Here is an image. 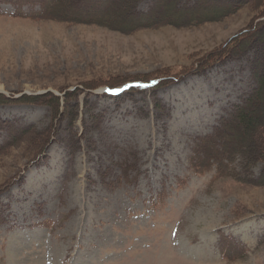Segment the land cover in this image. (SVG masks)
<instances>
[{"label": "rangeland", "instance_id": "1", "mask_svg": "<svg viewBox=\"0 0 264 264\" xmlns=\"http://www.w3.org/2000/svg\"><path fill=\"white\" fill-rule=\"evenodd\" d=\"M40 4L0 0V96L38 97L0 103V146L26 124L38 134L0 152V264H264V163L244 172L216 129L255 86L251 53L227 47L252 5L124 32Z\"/></svg>", "mask_w": 264, "mask_h": 264}, {"label": "trees", "instance_id": "2", "mask_svg": "<svg viewBox=\"0 0 264 264\" xmlns=\"http://www.w3.org/2000/svg\"><path fill=\"white\" fill-rule=\"evenodd\" d=\"M139 1L53 0L52 2L51 0H40L42 5L41 16L45 15V5L51 8V12H54L55 16H65V12L60 8V6H65L66 9L74 10L73 8H75L76 11L80 10V16H84L86 21H95L99 25L125 32L153 28L160 24H169L176 27L197 25L202 22L221 19L244 5H252L256 13L255 18L248 27L231 39V43L227 47L231 57H240L251 53L250 70L255 86L242 104L233 107L228 117L222 121L221 126L216 128L221 130L219 132L217 130L215 133L218 132L217 138L221 145V153L231 160L234 156H238L243 162L244 172H249L257 162L264 163L262 140L264 139V0H226L224 2L220 0H196L191 5H180L177 0H159V5L147 12L137 9ZM89 16H91L90 19H88ZM257 18L258 20H256ZM124 82L126 81L118 85ZM75 91H78V89L76 88L66 95L63 94L64 98L69 94H74ZM37 100V96L15 99L0 96V103H10L11 101L34 103ZM54 100L57 102L58 97H54ZM34 129V125L20 127L17 133L11 135L7 144L4 143L0 146V152L21 141L27 135H30L31 140H34L35 136L38 135ZM43 137L45 138L43 139ZM48 137L49 135L46 133L41 136L42 139L39 137V140L41 139L40 141L43 143L42 146L45 142H48ZM41 149L43 148L41 147ZM216 167L219 175H228L226 173L227 169L218 160ZM253 181L257 184H264V166L260 170L259 177ZM221 250L225 252L223 254H227V258H230L229 252L232 251L231 249L228 251L221 247Z\"/></svg>", "mask_w": 264, "mask_h": 264}, {"label": "bare ground", "instance_id": "3", "mask_svg": "<svg viewBox=\"0 0 264 264\" xmlns=\"http://www.w3.org/2000/svg\"><path fill=\"white\" fill-rule=\"evenodd\" d=\"M29 181V180H28ZM33 181V180H32Z\"/></svg>", "mask_w": 264, "mask_h": 264}]
</instances>
